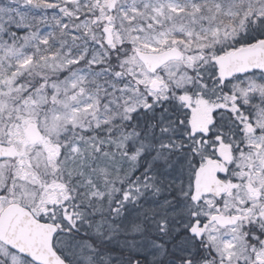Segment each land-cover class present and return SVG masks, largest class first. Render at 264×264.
<instances>
[{"label": "snow or ice", "instance_id": "1", "mask_svg": "<svg viewBox=\"0 0 264 264\" xmlns=\"http://www.w3.org/2000/svg\"><path fill=\"white\" fill-rule=\"evenodd\" d=\"M0 264H264V0H0Z\"/></svg>", "mask_w": 264, "mask_h": 264}]
</instances>
